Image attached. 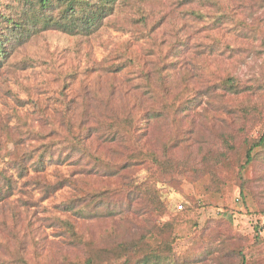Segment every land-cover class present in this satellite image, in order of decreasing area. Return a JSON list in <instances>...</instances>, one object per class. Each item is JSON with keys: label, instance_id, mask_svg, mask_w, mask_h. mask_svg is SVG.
Segmentation results:
<instances>
[{"label": "trees", "instance_id": "1", "mask_svg": "<svg viewBox=\"0 0 264 264\" xmlns=\"http://www.w3.org/2000/svg\"><path fill=\"white\" fill-rule=\"evenodd\" d=\"M174 2L156 16L150 0H0V69L35 31L90 37L123 9L149 40L139 52L126 44L93 63L94 79L59 109L43 110V127L30 128L26 146L0 171L2 202L30 170L73 167L70 176L39 180L42 201L71 189L69 205L54 217L67 248L45 264H126L157 229L147 202L155 184L198 182L229 166L242 194L244 172L264 155V133L249 140L246 131L263 107L264 69L242 78L236 72L264 58V0ZM216 128L220 148L203 149L202 130ZM21 144L20 135L18 150ZM129 151L140 159L122 160ZM141 168L148 175L137 183ZM193 226L191 247L169 258L139 255L134 264H244L241 247ZM16 233L8 230L4 248ZM5 261L38 264L25 251Z\"/></svg>", "mask_w": 264, "mask_h": 264}, {"label": "rangeland", "instance_id": "2", "mask_svg": "<svg viewBox=\"0 0 264 264\" xmlns=\"http://www.w3.org/2000/svg\"><path fill=\"white\" fill-rule=\"evenodd\" d=\"M174 3V0H150L151 14L161 9L169 12ZM133 16L128 9L118 10L115 18L107 19L105 26L90 37L71 36L59 30L35 31L16 47L0 69V171L26 146L23 138L30 128L43 127L38 120L43 110L59 109L65 98L69 101L82 83L89 84L94 79L95 73L89 69L93 63L126 44L136 52L146 46L149 40L139 24L131 23ZM258 66L264 69V58L256 63L248 59L236 72L242 78L256 72ZM255 117L247 124L249 140L264 133V102ZM216 130L218 128L214 134L202 130L203 149L220 148ZM20 135L22 144L18 150ZM230 154L235 162L236 155ZM128 159L140 157L129 151L122 160ZM215 169L214 174L198 182L184 177L177 184L153 186L147 193V202L156 217L157 229L139 245V254L134 257L149 254L169 258L173 251L191 247L196 242L192 233L196 223L198 232L216 235L231 246L241 247L244 264H264V155L256 158L244 172L247 183H243V195L239 187L242 182L233 180L229 166ZM72 170L73 167L63 163L47 166L42 173L30 170L26 177L17 178L13 195L0 202L1 260L11 261L20 251H25L33 256L34 262L45 264L67 248L59 225H54V217L69 205L71 189L65 187L42 201L39 180L53 182L70 176ZM147 175L141 168L133 177L138 183ZM180 205L184 206L181 211ZM11 228L16 229L17 237L6 249L5 238ZM170 237L173 244L169 243ZM157 245L159 249L152 251ZM20 246L23 247L20 249ZM96 256L100 260L107 257L101 252ZM134 257L126 264H134Z\"/></svg>", "mask_w": 264, "mask_h": 264}, {"label": "built area", "instance_id": "3", "mask_svg": "<svg viewBox=\"0 0 264 264\" xmlns=\"http://www.w3.org/2000/svg\"><path fill=\"white\" fill-rule=\"evenodd\" d=\"M178 209H179V211H181L184 209V206L180 205V206H178Z\"/></svg>", "mask_w": 264, "mask_h": 264}]
</instances>
